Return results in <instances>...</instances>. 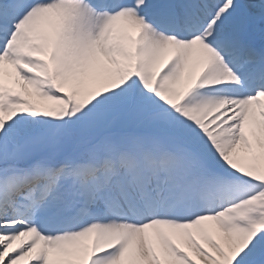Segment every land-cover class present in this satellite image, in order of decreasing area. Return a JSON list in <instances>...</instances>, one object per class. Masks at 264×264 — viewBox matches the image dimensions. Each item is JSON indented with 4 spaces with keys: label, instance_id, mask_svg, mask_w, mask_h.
<instances>
[{
    "label": "snow or ice",
    "instance_id": "6c2138e0",
    "mask_svg": "<svg viewBox=\"0 0 264 264\" xmlns=\"http://www.w3.org/2000/svg\"><path fill=\"white\" fill-rule=\"evenodd\" d=\"M0 264H264V0H0Z\"/></svg>",
    "mask_w": 264,
    "mask_h": 264
}]
</instances>
